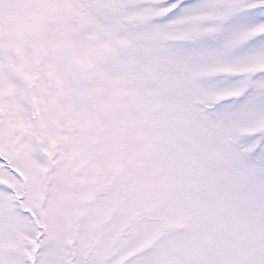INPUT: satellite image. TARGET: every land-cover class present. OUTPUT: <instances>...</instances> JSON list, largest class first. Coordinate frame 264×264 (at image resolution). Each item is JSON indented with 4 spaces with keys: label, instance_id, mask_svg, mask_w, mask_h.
<instances>
[{
    "label": "snow or ice",
    "instance_id": "1",
    "mask_svg": "<svg viewBox=\"0 0 264 264\" xmlns=\"http://www.w3.org/2000/svg\"><path fill=\"white\" fill-rule=\"evenodd\" d=\"M0 264H264V0H0Z\"/></svg>",
    "mask_w": 264,
    "mask_h": 264
}]
</instances>
